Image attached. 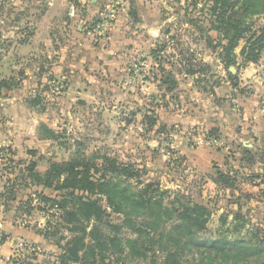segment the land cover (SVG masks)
Wrapping results in <instances>:
<instances>
[{
  "label": "trees",
  "instance_id": "trees-1",
  "mask_svg": "<svg viewBox=\"0 0 264 264\" xmlns=\"http://www.w3.org/2000/svg\"><path fill=\"white\" fill-rule=\"evenodd\" d=\"M70 1L78 5L77 0ZM198 2L190 1L192 13L185 14L184 22L193 30L196 42L202 43L200 56L186 42L183 46L181 33L169 35L170 29H163L162 35L168 38L158 39L149 50L155 62L150 73L158 81L160 98L177 89L182 75L192 77L201 93L215 97L222 78L211 73L212 65L201 55L204 49L210 50L229 75L228 68L237 65L235 50L240 44L244 63H256L264 55V0H203L200 7ZM133 4L131 1L127 15L137 22ZM100 22L93 19L88 31L94 32ZM45 79L46 83H38L40 92L35 89L25 99L28 107L39 112L46 108L43 92L51 90L49 82H56L52 74ZM21 80L13 76L1 79L0 98L4 91L18 88ZM146 108L143 122L165 134L166 128L158 124L157 109ZM37 136L58 140L60 145L65 138L63 132L45 123L38 125ZM208 136L216 139V130H209ZM13 154L10 147H0V160L9 161L0 175V214L12 211L13 219L21 222L34 213L44 214L43 227L32 229L56 249L47 259L35 262L30 253L19 264H264V228L244 229L249 220L237 199L229 202L236 204L235 208L227 209L233 219L227 221L228 213L219 218L222 224L232 225L203 238L212 213L208 203L180 189L162 190L155 179L144 182L146 169L136 162L77 149L66 160L49 161L46 169L39 171L38 160H14ZM241 160L252 164L254 156L245 151ZM215 181L227 188L237 183L234 175L221 171L216 172ZM4 238L0 237L1 242Z\"/></svg>",
  "mask_w": 264,
  "mask_h": 264
},
{
  "label": "rangeland",
  "instance_id": "rangeland-1",
  "mask_svg": "<svg viewBox=\"0 0 264 264\" xmlns=\"http://www.w3.org/2000/svg\"><path fill=\"white\" fill-rule=\"evenodd\" d=\"M131 1L134 3L133 9L137 14L143 15L144 21L148 24L164 21L167 18L161 25L162 30L170 29L169 35L181 33L183 46L186 42L187 45L196 49L200 56L202 43L196 42L197 38L193 30L184 22L185 14L190 16L192 13V6L189 4L191 0H112L108 5L110 8H120L118 4H126L129 7ZM10 2L13 0H0L3 7H10ZM202 4L203 0H199L198 7ZM70 5L73 3L66 0L64 14L60 12L62 18L67 13L72 14L73 8ZM69 6L70 12H67ZM40 10L41 7L30 9L28 15H38ZM118 15L121 17L120 12ZM134 24L121 30L123 33L119 35L122 36L116 40L118 44H112V42L105 44V52L101 59L105 68L102 71H87L86 82L83 81V77H79V71L75 70L79 62H87L85 53L76 52L74 60L77 63H70L73 61L70 57L67 65L74 66L72 72L58 75L55 78V84L49 82L60 100L55 102L54 94L47 92L44 113L29 109L25 105L26 92L32 95L31 90L36 88V91L40 92L41 85L28 82L24 84L23 80L27 77L18 75L17 69L13 70L16 77H22L24 86L4 91L5 96L1 97L4 99H0V113L3 116L0 119V128L3 133L0 135V145L9 146L14 150L15 160H38L39 171H44L49 161L66 160L77 149L87 154L106 153L124 162H136L146 169V174L142 176L144 182L147 179H155L162 190L180 189L193 199L208 203L213 214L203 238L212 236L218 215V209L214 208L218 202H215L214 199L217 198H214L211 193L210 183L203 177L207 169H204L205 166L200 161V144L198 145L193 137H196L200 127H203L201 119L212 111L206 102L208 98L201 101L200 91L195 87L193 78L180 76L179 85L173 93L165 95L162 99L159 97L162 94L160 91L157 97L151 99L152 93H156V88L152 90L153 87L146 80V75L142 74L144 79L142 75L141 79L137 78L138 66L134 64V50L127 47L133 37L131 32H133ZM95 35L98 36V33L96 32ZM72 53L70 52V56ZM201 55L205 62L212 65L213 76L223 77L222 82L225 83V87H229L232 76H228L225 70L216 68V62L210 50L205 49ZM2 67L3 65L0 67V77H10V71ZM144 67L149 69L150 66L145 64ZM43 75L45 78L48 74ZM33 78L31 76V79ZM44 83L46 79L42 84ZM61 87L62 90H60ZM147 106L157 109L158 124L166 128L167 133L160 134L157 127L150 128L143 122L142 113ZM139 108L142 109L141 113L135 111ZM41 121L54 125L55 130L64 133L65 138L61 139L63 141L61 145L58 144V140L38 139L35 128ZM186 131L189 133H187L185 144L176 142L181 140V135ZM77 142H80L79 145ZM2 168L3 163H0V175L3 173ZM131 181L134 185L135 181ZM243 207L246 208L248 205ZM256 213L261 212L256 211ZM12 217V211H7L4 215L0 214V225L8 223ZM24 219V222L17 220L16 225L33 229L35 227L41 229L44 225V214L39 212ZM25 243L28 244V242ZM31 243L32 245L27 246L24 244L20 246V243H17L18 246H14V254L6 264H19L21 259L30 253L37 261H41L47 259V256L56 250L46 240L42 243ZM14 259H17V262Z\"/></svg>",
  "mask_w": 264,
  "mask_h": 264
},
{
  "label": "crops",
  "instance_id": "crops-1",
  "mask_svg": "<svg viewBox=\"0 0 264 264\" xmlns=\"http://www.w3.org/2000/svg\"><path fill=\"white\" fill-rule=\"evenodd\" d=\"M111 1L77 0L78 5H70L73 8L72 14L67 13L63 18L60 12H64L66 0H13L10 2V7H3L0 3V12L2 13H0V61L2 62L0 67L3 65L2 68L10 71V76L15 79L18 77L15 76L13 70L22 71L23 76L27 77L23 80L24 84L28 82L38 85L45 80L43 75L45 70L54 78L72 72L74 66L67 65L69 58L72 57L73 60L70 63H77L74 60L76 52H83L87 62H79L75 70L79 71V77H83V81L86 82L87 71L104 70L105 65L102 64L101 59L105 52V44L111 42L118 44L116 40L122 36L119 35L123 33L121 30L127 29L135 23L133 32H131L133 37L127 47L134 50V64L138 66L137 78L141 79L142 74L146 75V80L153 87L152 90L156 88V93H152L151 99L157 97L160 91L157 86L158 81L150 73L155 68V62L151 58L149 50L155 46L158 39L167 38L162 35L161 26L167 18L164 21L148 24L144 21L143 15L139 13V21L133 22L127 15L126 4H118L121 6L120 8H110L108 4ZM70 6L67 8V12H70ZM39 7H41V12L38 15H28L30 9ZM119 12L121 17L118 15ZM93 19L109 21L103 34L96 36L98 31H88L89 24ZM240 47L241 44L235 50L237 54L236 72L234 74L229 72L230 75H228L237 79L231 78L229 87H225V83L221 82V85L215 88V97L200 92L201 101L208 98L206 102L212 111L201 119L203 127H200V132L196 137L193 136L197 144H200V161L203 162L204 169H207L203 177L210 183L211 193L214 198H217L214 199L215 202H218L214 208L218 209L216 223L212 230L214 236L219 229H225L232 225V222L231 224H222L219 218L223 213H228L227 221L230 222L233 219L232 213L227 210L235 208L236 204L229 203L233 199H237L242 207V212L249 220L244 229L250 226L255 229L264 228V55L256 63H244L239 56ZM70 52H73L71 56ZM214 60L216 68L223 69L215 56ZM145 64L150 66L149 69H145ZM40 73L41 75H39ZM31 76L34 78L31 79ZM3 78L8 77H0V80ZM23 81L19 87L24 86ZM240 90L244 92L242 93ZM34 91L35 89L31 90L33 94ZM51 92L55 96V102H59L60 98L56 97L57 92L53 88H51ZM29 95L27 91L25 98ZM46 95L47 92H43V96L47 98ZM29 109L37 111V108L29 107ZM44 112L45 110L42 111V113ZM1 117L3 118L2 115ZM41 123L55 128L54 125H49L44 121ZM37 127L35 128L36 135ZM211 129L216 130V139L208 136ZM167 132L165 131V133ZM187 133L189 132L186 131L182 134L181 140L176 142L185 144ZM1 134L3 133L0 128ZM38 139L40 138L38 137ZM40 140L45 141L46 139ZM2 146L0 145V147ZM245 151L254 156V163L250 164L246 160H241ZM13 155L15 156V152ZM13 155L12 159H14ZM8 162L0 160L3 165ZM217 171L234 175L237 179L236 186L227 188L216 183ZM2 186L1 182L0 189ZM244 195H248V197H244ZM246 205L248 207H243ZM256 211L261 213H256ZM16 223L18 221L12 217L11 221L0 225V237H5L2 242L0 239V264L7 263L14 254V246L17 243L27 246L28 244L32 245L31 242H45L42 236L36 234L32 228L17 226ZM35 261L37 260L33 262Z\"/></svg>",
  "mask_w": 264,
  "mask_h": 264
},
{
  "label": "built area",
  "instance_id": "built-area-1",
  "mask_svg": "<svg viewBox=\"0 0 264 264\" xmlns=\"http://www.w3.org/2000/svg\"><path fill=\"white\" fill-rule=\"evenodd\" d=\"M108 24H109V21H102L95 26L94 31H98V34L101 35L106 31ZM263 102H264V97H263ZM19 245L22 246L21 243Z\"/></svg>",
  "mask_w": 264,
  "mask_h": 264
},
{
  "label": "water",
  "instance_id": "water-1",
  "mask_svg": "<svg viewBox=\"0 0 264 264\" xmlns=\"http://www.w3.org/2000/svg\"><path fill=\"white\" fill-rule=\"evenodd\" d=\"M92 2H95L96 0H91ZM228 70H229V72L231 73V74H234L235 72H236V67L235 66H230L229 68H228Z\"/></svg>",
  "mask_w": 264,
  "mask_h": 264
}]
</instances>
